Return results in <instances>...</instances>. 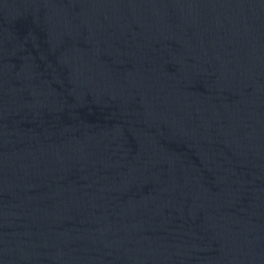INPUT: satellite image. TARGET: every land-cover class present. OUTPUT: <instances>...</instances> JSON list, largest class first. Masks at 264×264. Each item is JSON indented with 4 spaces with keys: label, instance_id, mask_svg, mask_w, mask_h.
I'll use <instances>...</instances> for the list:
<instances>
[{
    "label": "water",
    "instance_id": "obj_1",
    "mask_svg": "<svg viewBox=\"0 0 264 264\" xmlns=\"http://www.w3.org/2000/svg\"><path fill=\"white\" fill-rule=\"evenodd\" d=\"M0 264H264V0H0Z\"/></svg>",
    "mask_w": 264,
    "mask_h": 264
}]
</instances>
